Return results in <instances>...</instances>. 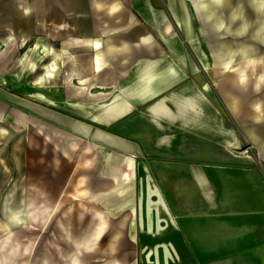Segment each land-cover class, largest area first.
<instances>
[{
  "label": "crops",
  "instance_id": "1",
  "mask_svg": "<svg viewBox=\"0 0 264 264\" xmlns=\"http://www.w3.org/2000/svg\"><path fill=\"white\" fill-rule=\"evenodd\" d=\"M169 4L175 22L156 0H0V129L47 132L51 151L61 143L67 154L89 141L102 157L98 179L108 190L113 180L122 213L79 203L91 223L79 235L64 228L69 239L94 230L95 211L109 222L77 264L106 237L100 264H264L262 73L246 87L248 68L263 63L264 0ZM136 163L159 205L139 225L128 201ZM108 190L86 202L110 199ZM27 202L46 228L57 209ZM128 210L116 244L110 235Z\"/></svg>",
  "mask_w": 264,
  "mask_h": 264
},
{
  "label": "rangeland",
  "instance_id": "2",
  "mask_svg": "<svg viewBox=\"0 0 264 264\" xmlns=\"http://www.w3.org/2000/svg\"><path fill=\"white\" fill-rule=\"evenodd\" d=\"M156 4L160 5L162 12H166L169 19L172 18L175 22L173 14L170 13L169 0H156ZM133 8L135 7L132 6V11H134ZM246 10H250L249 5ZM227 39L232 40V36L228 35ZM184 40L186 46H189L187 39L184 38ZM251 40L249 39V42ZM262 51L264 52L263 48ZM193 57H196L195 53ZM257 58H260L263 63L256 65V69L248 68L249 75H247L246 82L248 90L255 87V76L258 72L262 73L264 84V53L259 54ZM203 79L207 85V77ZM41 119L49 126L48 129H53L54 126L62 133L65 132V129L54 122ZM95 127L105 128L100 125H95ZM112 127L105 129L110 132ZM14 131L16 135L6 138L8 130L0 129V264L49 262L65 264L71 252L72 243L64 228L73 235H79L84 233L86 226L89 222L91 223L90 214H83L79 203L94 205L100 211L117 217L122 213L118 207L121 201L116 195L117 186L114 187L113 180L109 179L108 190L107 186L98 179L100 168L104 167L100 161L102 157L98 156L97 149L91 147L89 141L85 142L84 150L67 154V145L61 143L59 144L60 152L51 151L55 143L48 142L46 136L43 135L47 132L40 133L37 130L28 132V130L20 131L19 129ZM23 135L25 140L20 138ZM135 170L137 174L136 191L134 192L133 185L128 194V201L135 204V223L139 225L145 219L143 213L159 205L158 201L155 199L152 201L146 195L148 183L144 178L143 166L136 163ZM107 190L112 196L109 197L110 199L106 197L100 203L86 202L88 198L85 196L90 195L91 192L101 195ZM31 196L47 201L52 208L57 209L46 228H44L46 224L42 223L33 224V226L29 225L30 223L23 226L14 225L7 215L12 207L16 211L20 210L22 203ZM12 238H14V249L11 245ZM94 251L82 255V264H100L104 258L110 256L107 237ZM128 254L123 244L118 242L114 254L116 259L123 262V259L128 258Z\"/></svg>",
  "mask_w": 264,
  "mask_h": 264
},
{
  "label": "bare ground",
  "instance_id": "3",
  "mask_svg": "<svg viewBox=\"0 0 264 264\" xmlns=\"http://www.w3.org/2000/svg\"><path fill=\"white\" fill-rule=\"evenodd\" d=\"M88 96H90V95H88ZM95 99L97 100V98H95ZM127 164L130 167H132V160H127ZM125 176L127 178L129 177L128 175H125ZM127 212L128 213L125 216H123L122 218H118L117 227L115 229H113V232L110 235V238H112L115 243L118 240L117 238H119L118 237L119 236L118 233H120L119 225L124 226L126 223H129L130 220L133 218L134 212L132 210H128ZM94 213H95V217L97 218V222H96V226H95L94 230H92L91 232H86V234H84L82 237H79V238H78V236H71L70 237L71 243L73 245V252H72L71 258H70V261H71L72 264H77L78 263V251L80 250V246L84 245L85 246L84 248L86 250L87 249H91L94 245H96L97 242H99L102 239L103 235L105 234L106 226H107V224L109 222L108 221V217H106L105 213H103V212L95 211ZM7 215L9 216V218L12 221V224H14V225L23 226V225H25L27 223L28 224L30 223L29 225H31V226H33V224H38V223L46 224L45 222H41L40 221V214H39V211H38V207L37 206L32 207V204L30 202H27V201H24L22 203V206L20 207V210H18V211H16L14 207L10 208L8 210ZM11 241H12L11 245H12V247L14 249L15 248L14 245H13L14 238H12ZM44 264H47V263H44ZM103 264H120V263L118 261H116V260H108V261H106Z\"/></svg>",
  "mask_w": 264,
  "mask_h": 264
}]
</instances>
